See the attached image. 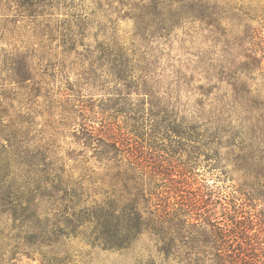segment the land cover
Returning a JSON list of instances; mask_svg holds the SVG:
<instances>
[{
	"label": "trees",
	"instance_id": "obj_1",
	"mask_svg": "<svg viewBox=\"0 0 264 264\" xmlns=\"http://www.w3.org/2000/svg\"><path fill=\"white\" fill-rule=\"evenodd\" d=\"M10 1L11 5L7 3L5 9L11 8L14 13L11 27L4 23L2 28H8L12 37H19L21 28L30 31L37 49L32 48L34 42L25 46V52L18 49L7 52L0 48V241H4L3 250L9 249L14 255L20 246H26L28 253L32 243L54 244L65 231L63 227L73 226L58 218L72 207L63 206L56 212L55 209L44 211L35 204L45 194L31 185L48 180L41 169L44 161L30 152L28 138L36 124L35 116L40 115L44 118V127L49 128L69 127L79 120V131H87L89 141L100 143L103 148L100 158L112 161L115 167L119 168L123 159L131 170L141 173L148 170L154 177L162 178L165 174L164 193L170 200L164 206L156 205L157 220L175 227H214L212 234L216 237L212 249L220 254H215L218 260L214 264H264V242L259 240L263 229L256 217L242 211V203L238 206L211 199L214 188L207 176L198 181L193 157H188L185 164L173 163L162 151L150 147L148 155L158 157V162H152L150 157H140L138 151L144 128L151 130L153 137L165 129L191 142H198L201 135L197 133L203 130L218 141L225 138L224 147H236L234 139L244 142L241 158L248 170L257 144L251 128L244 129L243 124H251V113L264 108V100L253 94L257 89H251L253 81L264 76L261 65L264 50L247 47L235 51L233 45L226 43L223 55L240 56L243 61L162 65L158 61L162 54L158 49L160 41L168 42L178 29L183 31L185 25L204 20L210 21L208 25L218 26L224 19L232 22L230 17H222V9L216 3L208 0ZM119 18L133 22L134 30L128 42L119 35ZM19 22L21 26L17 25ZM221 32L225 37L229 35L226 30ZM56 49H61L60 57ZM70 74L74 76L72 82L68 78ZM194 74L202 76L205 83L195 85ZM56 78L60 79L59 98L53 99L50 87ZM221 85L229 90V95L225 92L217 95ZM109 86L112 87L100 99H93L89 93L91 88L103 90ZM132 92L142 94L135 103L129 99ZM182 94L197 97L188 108L192 117L187 123L194 125L189 128V135L182 133L186 129L182 127L184 120L178 118L175 109L186 108L179 102ZM158 95L166 96L168 102L152 101ZM169 99L175 100L173 105ZM14 100L19 108L16 113L22 108L25 110V115L17 121L10 116ZM68 120L69 124L65 122ZM94 123L99 127L95 128ZM36 132L44 134L42 129ZM261 145L264 149V139L258 144ZM193 150L198 156L204 155L203 149ZM14 166L20 170L17 174L11 171ZM213 168L216 167L210 166L209 170ZM239 168L240 165L236 169ZM172 175L176 178H171ZM194 185L197 186L193 188ZM185 188L190 190V197L185 196ZM121 199L119 190L113 199L94 203L88 219L84 220L93 224L95 244L105 250L127 248L130 236L138 233L142 225L135 205L130 207L127 216L125 208L120 206ZM198 207L203 209L202 213ZM5 264H11V256Z\"/></svg>",
	"mask_w": 264,
	"mask_h": 264
},
{
	"label": "rangeland",
	"instance_id": "obj_2",
	"mask_svg": "<svg viewBox=\"0 0 264 264\" xmlns=\"http://www.w3.org/2000/svg\"><path fill=\"white\" fill-rule=\"evenodd\" d=\"M85 1L90 2L91 0ZM208 1L216 3L222 9V17H230L232 22L224 19L218 26V24L208 25L210 21L204 20L203 23L196 22L192 25L193 27L185 25L183 31L178 29L168 42L160 41L161 45L159 44L158 49L162 54L158 57V61L162 65L194 66L218 64L228 60L243 61L240 56L227 57L223 55L222 50L227 44L233 45L235 51L247 47L255 49L261 47L264 50V0ZM7 3L11 5L10 0H0V32L3 31L0 48L7 52L16 49L19 52H25L27 50L25 46L32 44L34 40L31 32L23 31L24 28L20 29L19 37L15 34L14 37L11 36L8 28L11 27L10 20L14 13L11 8L10 10L5 9L8 6ZM6 18L8 19L6 20ZM4 23H8V28H2ZM17 25L21 26L22 24L19 22ZM117 25L121 39L128 42L134 30L132 20L119 18ZM221 30H226L229 35L225 37ZM32 46L33 49H37L36 44ZM60 50L56 49L55 51L58 57H60ZM257 56H260V53ZM71 59H73V55ZM261 65L264 66V58ZM193 76L195 85L205 83L202 76L198 74ZM68 78L70 82L74 81L73 74H70ZM59 87L60 79L56 78L50 87L53 99L59 98ZM111 87H105L103 90L91 88L89 93L92 94L93 99L97 100L105 95V90H110ZM251 89H257L253 94L259 100H264V76L257 77L253 81ZM226 90V87L221 85L217 95H222L223 92L229 95V90L227 92ZM195 95H180L179 102L186 108L175 107L178 118L184 120L182 123V127L186 128L182 130L184 135L191 133L189 128L193 124L190 125L187 122H190L192 113L188 108L197 98ZM141 96L142 94L132 92L129 99L135 103ZM213 97L214 95L209 99H213ZM39 100L41 101L42 98L40 97ZM153 100L161 103L168 102V98L163 95L153 97ZM169 100L173 105L175 100ZM11 105L13 106L10 113L12 120L17 121L25 115L24 108L20 110V113H16V110L19 109L16 100ZM43 121V117L36 115V124L32 126L28 135L31 141L30 152L44 161L41 169L44 170V177L48 179L46 182L43 181L39 184L34 182L31 185L39 187L45 194L42 199H36L35 204L44 211L55 209L56 212L63 206L72 207L65 214L59 215L58 218L64 222H71L73 226H66L65 229L63 227L65 231L58 235L54 244L32 243L28 253L25 252L26 246H20L19 252L12 255L8 252L9 249L3 250L4 241H0V264L7 263L10 256L11 264H214L218 260L215 256L217 252L214 251V248L212 249L215 245L214 237H216L212 234V230H215L214 227L205 229L175 227L157 220L156 205L164 206L170 200L169 195L164 193L165 185H167L164 180L167 177L165 174L163 178L154 177L151 173L149 174L148 170L144 173L131 170L126 160L122 159L118 168L113 165L112 161L100 158L103 152L101 144L97 141H89L86 138L87 131H79V120L75 124H70L69 127L57 125L54 127L55 129L44 127ZM65 122L69 124V120ZM93 125L95 128L99 127L96 123ZM243 125L244 129L251 128L257 144V150H254L255 158L249 162L251 166L248 170L244 168L241 158L243 153L240 148L244 146V142L241 143L238 139H234L233 143L236 147H224L225 138L218 141L203 130L197 133L201 135L198 142H191L179 137L171 130L165 129H160L159 134L153 137L152 131L144 128L143 140L139 143L138 151L140 157L143 159L150 157L152 162H158V157L148 155L151 151H148L147 148L150 147L162 151L163 155L171 158L173 163L185 164L188 157H193L195 171L199 173L200 177H198V181L201 182V178L207 176L208 183L214 188L215 193L211 199L227 201L231 205L236 203L238 206L242 203L241 210L256 217L258 226L262 227L263 232L260 233L259 240L264 242V224H262L264 223V149H261L262 145L258 146L264 139V108L253 111L251 124ZM27 127L30 126L27 125ZM40 129L44 134L36 132ZM193 148L203 149L204 155L198 156L192 152L196 151ZM174 151L175 153H173ZM206 165L209 166L206 167ZM238 165L241 166L239 170L236 169ZM210 166L216 168L209 170ZM11 171L17 174L20 170L14 166ZM165 173L168 174V171ZM173 177L176 178L172 175L171 178ZM196 186L194 185L193 188ZM239 188L243 189L242 192H238ZM119 190L122 195L120 206L125 208L124 213L128 216L130 207L135 205L140 213L142 225L138 233L133 232L130 236L131 242L127 248L105 250L95 244L97 238L93 232V224L84 220L88 219L94 203L113 199ZM184 190H186L185 196L190 197V190L188 188ZM46 194H49L50 197H47ZM198 208L200 212L203 211L200 207ZM48 213L50 218H53V215ZM221 220L219 219V221Z\"/></svg>",
	"mask_w": 264,
	"mask_h": 264
}]
</instances>
